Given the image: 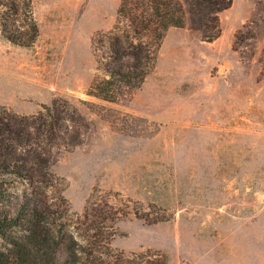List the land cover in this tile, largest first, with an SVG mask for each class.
Returning <instances> with one entry per match:
<instances>
[{
  "label": "rangeland",
  "instance_id": "obj_1",
  "mask_svg": "<svg viewBox=\"0 0 264 264\" xmlns=\"http://www.w3.org/2000/svg\"><path fill=\"white\" fill-rule=\"evenodd\" d=\"M120 3L33 0V47L0 30V104L21 114L59 97L79 106L91 130L51 171L72 213L95 197L131 199L114 248L151 249L165 264H264V0H233L211 42L171 27L143 86L108 102L87 93L93 39Z\"/></svg>",
  "mask_w": 264,
  "mask_h": 264
},
{
  "label": "trees",
  "instance_id": "obj_2",
  "mask_svg": "<svg viewBox=\"0 0 264 264\" xmlns=\"http://www.w3.org/2000/svg\"><path fill=\"white\" fill-rule=\"evenodd\" d=\"M233 0H121L114 25L93 39L97 73L87 93L118 102L131 97L156 66L171 27L187 24L206 41L222 34L221 14ZM0 30L14 44L33 47L40 35L33 0H0ZM86 103L93 102L84 100ZM115 125L116 120H111ZM92 123L78 105L59 97L35 114L0 104V264H165L148 249L114 248L117 223L131 199L117 206L92 199L72 213L58 177V155L82 144ZM149 223L164 220L135 210Z\"/></svg>",
  "mask_w": 264,
  "mask_h": 264
},
{
  "label": "crops",
  "instance_id": "obj_3",
  "mask_svg": "<svg viewBox=\"0 0 264 264\" xmlns=\"http://www.w3.org/2000/svg\"><path fill=\"white\" fill-rule=\"evenodd\" d=\"M261 262V263H258ZM255 264H263L262 260H257V262H255Z\"/></svg>",
  "mask_w": 264,
  "mask_h": 264
}]
</instances>
